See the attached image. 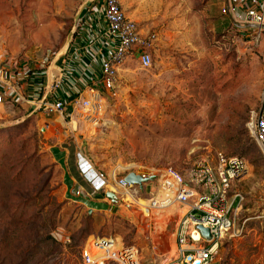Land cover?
<instances>
[{
    "label": "rangeland",
    "instance_id": "rangeland-1",
    "mask_svg": "<svg viewBox=\"0 0 264 264\" xmlns=\"http://www.w3.org/2000/svg\"><path fill=\"white\" fill-rule=\"evenodd\" d=\"M99 1L0 0V60H53L72 40L76 17L79 25L83 10ZM122 3L141 30L162 39L150 68L126 60L112 95L49 129L53 117H0V264H81V249L98 238L133 246L141 264H162L151 256L155 230L148 224L156 220L171 239L183 207L176 202L153 217L141 207L162 195L167 169L191 181L201 163L215 164L218 153L245 159L248 171L229 193L242 201L235 199V228L216 263L264 264V155L249 130L264 97V39L250 35L253 27L246 36L228 25L222 0ZM19 119L22 124L6 126ZM66 146L110 177L112 193L119 191L114 180L130 173L156 178L137 201L121 200L136 221L116 211L94 212L74 196L59 162Z\"/></svg>",
    "mask_w": 264,
    "mask_h": 264
},
{
    "label": "built area",
    "instance_id": "built-area-1",
    "mask_svg": "<svg viewBox=\"0 0 264 264\" xmlns=\"http://www.w3.org/2000/svg\"><path fill=\"white\" fill-rule=\"evenodd\" d=\"M227 2L238 8L243 15L241 29H244L246 36L250 34L247 27H253L259 30V34L250 35L256 39L260 38V33L264 31V0ZM93 11L101 13L107 29L105 36L108 49L101 61L100 84L108 95H112L118 69L126 60L137 57L142 68L148 69L152 66V51L158 41V34L142 33L137 23L125 13L122 0H100L94 7L90 4L84 10L85 15L93 14ZM222 12L227 15L229 10L225 8ZM83 19L81 18L82 21ZM22 64L28 68L31 62L23 60L11 63L0 60V105L8 100L17 103L21 100L18 89L21 84L28 83L27 75L30 72L27 69H19ZM45 74L47 80L36 86L39 93L33 104L34 114L45 117L70 115L69 98L55 96L61 84V69L53 61L47 65ZM97 89L90 90L94 93ZM73 100L75 109L92 111L98 105L99 95L94 94L91 101H82L79 96ZM249 130L264 155V97L259 111L253 113ZM78 169L95 191L109 187L110 177L97 171L82 153L78 157ZM247 171L248 164L245 159L225 157L221 153L217 154L215 164L201 163L191 181H187L172 168L165 171L160 186L162 197L147 200V204L141 207V212L149 217L154 212L169 209L176 202L183 207L184 213L175 233L176 247L166 256V264H217L223 239L235 228V212L240 210V204L235 207V199L242 201L239 195L235 196L234 200L231 199L229 193L234 182L244 177ZM125 177L126 175L114 180L119 189L116 193L123 201H137L143 192L138 186L128 184ZM82 194L79 190L74 192L76 197H82ZM199 226L209 230L210 239L203 236ZM80 259L82 264H141L138 252L133 246L118 245L114 238L93 239L81 249Z\"/></svg>",
    "mask_w": 264,
    "mask_h": 264
},
{
    "label": "crops",
    "instance_id": "crops-1",
    "mask_svg": "<svg viewBox=\"0 0 264 264\" xmlns=\"http://www.w3.org/2000/svg\"><path fill=\"white\" fill-rule=\"evenodd\" d=\"M221 8L222 10L225 8L229 10V13L225 15L226 20H228V25H233L238 28H242L243 15L241 14L238 8L234 7L233 5L231 6L227 2V0H222ZM128 17L134 22H136L134 20L133 14H128ZM81 18L84 19L83 21H80L81 23L79 25L76 24V27L78 28L73 34V38L69 42L64 52H61L59 55H57L56 58L51 61L49 58L46 57L42 61H34L33 63H31V65L28 66V68L26 67V65L23 64L18 67L19 69L30 70L29 74L27 75L28 83L21 84V86L19 87L18 91L21 100L18 103L15 101L12 102L8 100L2 105H0V117L8 112L15 113L16 115L22 114L24 116H31L34 113L35 110L33 104L38 99L39 93L38 89H36V86L37 84L38 86H40V84H43L47 80L45 71L47 69V65L53 61L56 63V66H58L59 69H61L62 71V76L60 79L61 84L59 89L56 91L55 96L57 98L65 96L69 98L70 108L68 111L69 113L71 112V114L65 116H53V118H51V121L53 122H49L47 124L48 129L50 128L51 123H54L53 125H61L62 121L66 122V119L73 117L74 113L78 110V108L75 109L74 107L73 99L77 98L78 96L82 101H91L94 98V94H97L99 95L98 104H101L104 97L107 95V92L103 89V87H101L100 84L101 61L103 59L102 57L104 53L107 52L108 49L107 37L105 36L107 29L105 23L103 22L100 12L97 13V11H93V14L88 13L86 15L85 12H82ZM136 23L139 26L138 22ZM247 28L251 29L250 27ZM253 30L254 32L252 33H254V35L259 34L258 29ZM141 31L142 33H148L143 30ZM258 39H264V31L263 33H260V38ZM161 43L162 39L158 35V41L152 51V54H154V52L156 54V50L158 47H160ZM134 59L136 60L138 58L136 57ZM91 88L98 89L96 92L93 93L90 90ZM41 116L43 118H47L43 115ZM56 148L58 150L59 147ZM61 148H63V150L65 151V157L60 158L59 162L62 164L65 163V167H67L66 169L72 187L71 192H75L77 190L82 191V197L84 198L85 202H87L85 205L83 204L84 206L92 208L94 212L109 211L114 213V211H116V213L114 214H118L120 216L125 215V218H122L127 221L131 223L136 221L135 212H132L129 209V206L123 207L122 205H120L121 199L120 197H118L117 193H114L117 196V200L113 201L112 199L107 197L108 193H112L108 188L101 191H95L89 184L88 180L84 176H82L78 169V157L81 152L79 154L76 151L73 152L72 147L70 148V146H66V149H64V147ZM139 189L142 192H145V188L139 187ZM161 197L162 195L159 194L158 198ZM101 205L105 207L104 211H102L103 208H101ZM169 209L161 211L163 213H154H157V215H160V213L165 214L167 211H169ZM182 213L179 215V221ZM154 221L155 223L152 224L151 222H149L150 224H148L150 226L153 225L155 230L154 232H151L152 236L150 237L152 246L151 256L154 257L155 261H160L162 262V264H165L166 256L170 255L176 247L175 233L179 221L176 224L175 231H173L171 239L165 236L164 228L159 229L156 227V220Z\"/></svg>",
    "mask_w": 264,
    "mask_h": 264
},
{
    "label": "water",
    "instance_id": "water-1",
    "mask_svg": "<svg viewBox=\"0 0 264 264\" xmlns=\"http://www.w3.org/2000/svg\"><path fill=\"white\" fill-rule=\"evenodd\" d=\"M78 21H79V16L76 17V24L78 23ZM23 121L24 120L19 119V120L15 121V122L8 123L6 126L7 127H15V126H18V125L22 124ZM155 179H156L155 177L146 178V177H143L141 175H137L135 173H130V174L126 175V177H125V181L128 184L139 186L140 188H144V185H146V184H148L150 182H153ZM107 197L112 199L113 201L117 200V196L114 193H108ZM198 229L203 234V236H205L208 239L211 238L210 232H209L208 229H205V228H203L201 226H199Z\"/></svg>",
    "mask_w": 264,
    "mask_h": 264
}]
</instances>
